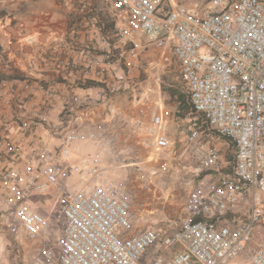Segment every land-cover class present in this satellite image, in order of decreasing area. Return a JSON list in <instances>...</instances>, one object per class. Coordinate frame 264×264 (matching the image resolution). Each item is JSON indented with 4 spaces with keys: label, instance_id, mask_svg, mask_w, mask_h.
<instances>
[{
    "label": "built area",
    "instance_id": "built-area-1",
    "mask_svg": "<svg viewBox=\"0 0 264 264\" xmlns=\"http://www.w3.org/2000/svg\"><path fill=\"white\" fill-rule=\"evenodd\" d=\"M48 42L0 80V228L16 264H264V0L81 2ZM171 65L200 122L172 99ZM160 156L194 173L178 228L133 219ZM50 191L45 211L31 196Z\"/></svg>",
    "mask_w": 264,
    "mask_h": 264
},
{
    "label": "rangeland",
    "instance_id": "rangeland-1",
    "mask_svg": "<svg viewBox=\"0 0 264 264\" xmlns=\"http://www.w3.org/2000/svg\"><path fill=\"white\" fill-rule=\"evenodd\" d=\"M109 1L110 0H76V2H90L96 5L98 10L105 12L107 11ZM171 66L172 72L168 74L167 79L176 86L173 88L176 91L172 99L178 102L182 101V96H184L186 100V96L180 91L181 84L176 78L173 65ZM187 106L189 107V112H186L183 116L192 122L195 120L199 121L200 118L191 112L188 103ZM181 113H183L182 109ZM221 143L226 158L232 159L234 154L232 144L230 145L224 140H221ZM141 155L142 158L145 159L148 154L146 151L142 150ZM153 161L149 162L147 165L150 167L152 166V170H154L155 173L150 175L147 181L135 183L136 195L131 207L133 219L135 223L141 227L157 225L160 227L178 228L186 217L184 203L191 185L190 181L194 178V173L192 169L185 168L188 162L185 157L181 160H177L174 157L170 158V156H160L157 161ZM125 173H133V170L117 171L118 175ZM31 197L42 210L46 211L54 201V192L50 191L46 194L33 192ZM10 248L13 253V248L8 245V249ZM12 256L14 257V253ZM238 259L244 261L248 260L247 256H244V254L240 255ZM8 262L12 263L11 261ZM246 264H250L249 261Z\"/></svg>",
    "mask_w": 264,
    "mask_h": 264
},
{
    "label": "crops",
    "instance_id": "crops-1",
    "mask_svg": "<svg viewBox=\"0 0 264 264\" xmlns=\"http://www.w3.org/2000/svg\"><path fill=\"white\" fill-rule=\"evenodd\" d=\"M80 3L76 0H0V80L21 77L27 66L25 53L36 55L37 48L48 45L49 37L63 35L70 23L72 4ZM240 216L245 217L244 213ZM8 239L6 231L0 228V264H16L12 249H8Z\"/></svg>",
    "mask_w": 264,
    "mask_h": 264
},
{
    "label": "trees",
    "instance_id": "trees-1",
    "mask_svg": "<svg viewBox=\"0 0 264 264\" xmlns=\"http://www.w3.org/2000/svg\"><path fill=\"white\" fill-rule=\"evenodd\" d=\"M175 91L174 89H171V92H172V95L175 94ZM182 96V95H181ZM183 98V99H182ZM182 102H181V109L183 111L182 115H184L186 112H189V107L187 106V101L184 99V96H182Z\"/></svg>",
    "mask_w": 264,
    "mask_h": 264
}]
</instances>
